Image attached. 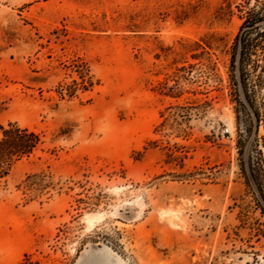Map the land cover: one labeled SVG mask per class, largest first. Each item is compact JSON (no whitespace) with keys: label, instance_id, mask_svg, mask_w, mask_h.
<instances>
[{"label":"rangeland","instance_id":"obj_1","mask_svg":"<svg viewBox=\"0 0 264 264\" xmlns=\"http://www.w3.org/2000/svg\"><path fill=\"white\" fill-rule=\"evenodd\" d=\"M262 5L0 0V264H264Z\"/></svg>","mask_w":264,"mask_h":264},{"label":"trees","instance_id":"obj_2","mask_svg":"<svg viewBox=\"0 0 264 264\" xmlns=\"http://www.w3.org/2000/svg\"><path fill=\"white\" fill-rule=\"evenodd\" d=\"M264 21V5L257 9H251L240 25L236 36L235 45L241 43V33L247 29L256 28ZM243 47V46H242ZM39 135L26 127H20L9 122L6 126L0 125V175L8 173L13 162L22 156L30 155L37 147ZM248 180L256 183L258 205L264 215V168L256 158L255 162L250 161Z\"/></svg>","mask_w":264,"mask_h":264},{"label":"built area","instance_id":"obj_3","mask_svg":"<svg viewBox=\"0 0 264 264\" xmlns=\"http://www.w3.org/2000/svg\"><path fill=\"white\" fill-rule=\"evenodd\" d=\"M223 131L228 132L229 131V128L228 127H225Z\"/></svg>","mask_w":264,"mask_h":264},{"label":"bare ground","instance_id":"obj_4","mask_svg":"<svg viewBox=\"0 0 264 264\" xmlns=\"http://www.w3.org/2000/svg\"><path fill=\"white\" fill-rule=\"evenodd\" d=\"M89 221V220H88Z\"/></svg>","mask_w":264,"mask_h":264}]
</instances>
